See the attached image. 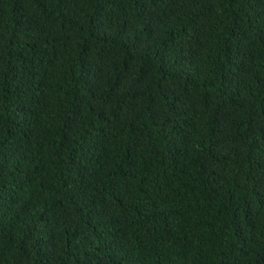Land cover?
Segmentation results:
<instances>
[{
    "label": "trees",
    "instance_id": "obj_1",
    "mask_svg": "<svg viewBox=\"0 0 264 264\" xmlns=\"http://www.w3.org/2000/svg\"><path fill=\"white\" fill-rule=\"evenodd\" d=\"M0 264H264V0H0Z\"/></svg>",
    "mask_w": 264,
    "mask_h": 264
}]
</instances>
